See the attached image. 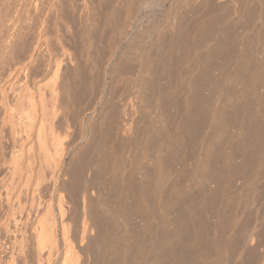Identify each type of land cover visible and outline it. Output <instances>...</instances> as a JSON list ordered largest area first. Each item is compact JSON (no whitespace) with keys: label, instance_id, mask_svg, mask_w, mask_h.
Instances as JSON below:
<instances>
[{"label":"bare ground","instance_id":"bare-ground-1","mask_svg":"<svg viewBox=\"0 0 264 264\" xmlns=\"http://www.w3.org/2000/svg\"><path fill=\"white\" fill-rule=\"evenodd\" d=\"M160 2V0L155 2V6L158 7V5H162ZM132 4L134 3L132 2ZM224 4H227V6L230 7V9L233 11L232 13H235L237 15V19L242 21V23L239 21V23L241 24L247 23L243 22V20L241 19L251 18L250 15L252 14H250V8H252V6H255V8L253 9L255 11L254 13L256 18L255 20L252 19L255 23L254 25L250 24V28L252 31L254 30L256 32L255 34L254 32H252L255 35L256 41H258L257 38L259 39V41L260 38L262 40L264 39V0H224L223 5ZM57 5L58 0H0V7L2 8H0V10H2V12H0L3 13H0V66L4 61L6 63L8 59L13 60V58L16 57V53L19 55L18 56L16 54L18 57L14 59V63L9 61L10 64H12L13 68L11 69L9 67V72H3V74L8 73L6 74L7 77L4 75L6 78L3 81L0 80V264H197L198 261H202L203 264H207V262H210L211 259H213V262H215L214 260L218 262V260L224 259V257L229 254V252L234 250H237L238 252L237 255H239V264H264V213L260 212L261 215L258 214L259 217H254V221H252V219L250 220L249 218V220L251 221L250 222L249 220L245 219L248 216H246L247 214L244 209L247 208L243 209V213H245L246 216L245 217L243 215L244 219L240 218L243 213H241L238 206L236 207L234 204L232 205L235 208H233V206L230 204L233 209L224 210L222 208L224 203L223 199L228 195V193L225 192V190L221 187L222 184L220 182L221 177H224L223 179L226 178L228 182L232 184V186L235 185L233 187V190L236 189L234 198L238 197L239 201H235L236 203L234 202L236 205H238L241 200L243 202H241L243 205L246 202V200L243 199L244 197L241 199V194L244 190L243 188L245 184H250V186H252L253 184L257 189H259L260 186L263 185L262 180H264V154L263 152H259V149L261 151L264 150V130H262L264 129L262 125L264 122L262 124L255 121H253L254 124L249 123V121L247 120V116L252 112L249 110L250 106L246 108L242 107L243 109L245 108V110L240 111V116H238V114L236 115L238 117L234 118L233 115H229L230 112L228 111L229 117L231 116L230 118L239 126V131H236L237 133L235 132L234 141H232L230 144L228 143L230 146L227 145L228 141L223 145H221L220 143L218 144V142H221L224 139L223 138L222 140H219L220 136L223 135V131L220 130L222 135H220V132L218 134L217 131L219 130L216 129L218 125H215L217 122L216 119H218L217 117L219 116V112L217 113V111H219V108L216 105V102L223 99L222 93L220 91L221 89L219 91L217 90L218 94L215 98H213L214 104L210 103L211 98L209 99L207 98V96L206 98L208 99L209 103L207 101L206 103L203 100L201 102V100L199 99L195 103V100L193 101V99H191L192 95L190 96V100L194 103H188L187 100L189 99V96L186 95V98H188L186 100V110L189 112V114H186V116L189 115L187 117L188 120L186 122L185 119L184 122L186 123L182 121V117H179L180 120L179 118L178 120L176 119L178 122H176L175 120V129L180 127L179 131L180 129H182L181 131H183L184 133L185 131H193L194 133L196 131V136H192L191 133H189L190 135L188 136V138L186 136V138L188 139L187 143L192 147L191 153L193 158V165L191 170H188L186 172L184 171L183 176L186 180L185 183H188L186 184V187L187 185L189 186L184 191L182 190L181 194L179 195V202H184L186 205L178 208L177 212L175 213L177 215H175L172 221H170L171 218L170 220H168L170 216L167 217L169 214L167 215L168 208L166 206L168 205V210H170L171 208L169 204L176 201L178 199V195L176 196L177 198L175 197V195H173L176 200L172 198L171 194V197H168L167 195L166 197L169 199L168 202L170 203L165 204L167 198L165 199V197H163L164 195L160 193V190L162 189L161 187V189H158L160 191L158 193L163 196L160 197L159 195V200L158 198H156V195H158V193L156 192L157 189L156 187H154L153 182L155 181V178H157V173L154 172V170L149 171L152 170L149 169L152 167H149V170H146L139 180L136 179L138 181L137 183L135 182L136 180H133L132 177L129 176V173L123 174L121 176H117L118 173H115L111 175V177H106L108 179L107 184L106 182H103V184H106V187L104 186L105 184L103 185L105 188H107V185L108 187L109 185L110 187L114 186L113 188H115L114 190L116 191L114 192L115 194L111 195V193H109L107 197L110 198V195H115V197L118 199V201L116 202L120 203L119 206H121V208H125L123 209V211L127 210L125 211V213L127 212L126 216L128 214L135 215L140 208L144 211V216L146 215V219L143 218V222L139 220L141 224L135 223L133 218L125 219L124 217L126 216L124 215V219H120V211H117L119 210V208L117 210H114L116 211V213H114L112 212L113 209L111 211L109 208H107V206H103V201L96 200L95 192L93 191V184H95L96 186L99 182L95 183L93 179L91 180V178L88 177V175L85 184H81V187H78V189H74L73 187L75 186L69 188V184L66 185L67 183L65 176L68 175L69 169L67 168L66 157L73 155L76 152L75 150L78 149V147L75 148L70 146V148L69 146H65L62 136H60L59 134L61 131L67 133L69 128L71 127L69 119L65 116V106H63V103L65 101H63L64 84L67 83L65 81L66 79L64 80V75L66 71L65 66L67 65L57 64L56 66L54 65V69L50 68L47 71L45 70L44 74L46 75V72L51 73V77L45 83V85L43 84L45 86L43 87V90L42 87H40V84H38L34 80V77L39 76L38 74L40 73L37 58L40 55V47H42L43 43L45 44L46 40V37L44 40L41 39L45 36V34L43 35V26L45 24L48 13L51 12L52 9L56 8ZM133 13H135V10ZM127 14H129V12ZM134 16L130 15L129 17L128 15L129 18L124 17V19H127V21H125L123 25L125 26L126 24V28H129L131 26L130 30L131 28H134L131 22ZM211 16L212 15H210V17ZM37 17H39V22L36 21L38 23V26H36L35 28V26L32 25ZM233 17H235V15ZM36 22H34V25L36 24ZM203 25L204 23L199 24L197 25L198 29L195 28L199 35L204 30ZM242 26H245V24ZM119 28H121V26ZM247 28H249V26ZM29 33L30 35L32 33L34 34L32 39L30 37L31 40H29V38L27 37ZM132 33V37H135L137 35H135V32ZM122 34L123 33H121V35ZM193 35H195V33H193ZM198 36L197 41L200 40L198 39ZM137 37L138 36H136L135 38L138 39ZM204 42L203 44H205L204 46H206L208 40L207 42ZM132 43L135 42L133 41ZM221 43H223V41ZM201 45L202 44H200L199 46ZM209 46H211V44H209ZM213 46H215V44ZM208 49H210V47ZM118 50L119 51L116 50L113 53L118 55L121 51V47ZM211 50L206 51L205 49L206 52H212ZM209 54L211 53H208V55ZM112 58H114V55ZM112 58L109 57L110 64H107V67H110V69L114 64V60ZM186 58L185 56H182L180 59L185 60ZM190 58L188 57V59H186L187 63H189L190 61L193 62V59ZM247 60L248 59H246V61ZM185 61L182 62L184 63ZM236 61L239 62V60ZM187 63L185 64L188 65ZM225 63L221 64L226 65L224 66L226 68L229 63ZM6 64L9 63L7 62ZM231 64L233 66L234 63ZM196 65L197 67H194L197 68V70L201 73L200 70L204 68L200 69L201 66L199 67L197 63ZM241 65V68L243 69L238 70H242L244 74H242L243 72L241 73L240 71V74H238L239 72L234 74L230 80L227 78L222 80L220 78L221 82L226 80L228 81V83H226L228 88V84L231 83L232 85L233 82L232 87L234 88H229L230 91L231 88L233 89V91H231L232 93L227 90L228 88L226 89L228 91L227 94H225L226 90L224 92L222 91L225 94L223 96H226L229 99H234L232 100L234 102L233 104H235L236 102L235 97L237 98L236 94L238 90H242L244 86H247V84H245L246 82L251 83V80L249 78L250 76L252 77L251 74L256 73V71L255 73H253V69L255 67L252 64L250 65L249 62ZM183 66L184 65H182V67ZM194 67L192 66L193 70ZM237 67L240 68L239 65H237ZM232 68L234 69V67ZM141 69H143V66ZM250 70L253 72L251 73ZM254 70H256V68ZM198 71L194 73V76ZM233 71L237 72V68ZM109 72L106 73L109 75ZM228 72L230 73V71ZM244 75H246V79H249L250 81H246V76ZM227 76H229L228 78H230V75ZM192 77L190 78L192 79ZM0 79L3 78L0 77ZM207 79L209 80V78ZM252 81L256 83L254 79H252ZM193 85L195 87V84ZM201 86L202 85H200V88ZM226 87H224V89ZM253 89L255 91V87H253ZM45 90L49 93L47 92L46 94ZM67 90L65 92H67ZM244 91L241 93H244ZM238 94L240 95L241 99H239L240 97L238 96L237 100H243L242 96L244 95L240 94V92ZM255 94L254 96L256 98L258 95L256 94V96ZM201 97L204 96H200V98ZM258 97L256 98V100H254L255 98L253 99L254 103L260 99V97ZM262 99L260 100L262 101ZM260 100L258 101L259 103ZM245 101L247 103V99ZM221 102L218 103L221 104ZM258 102H256V104ZM261 103L264 105L263 102ZM256 104L255 108L253 106V115L257 113V111H259V109L256 110L257 106L258 108L264 107L262 104ZM249 105H251L250 102ZM237 106L239 108L241 107V105L239 106V104ZM202 107H204L205 110H201ZM131 110L133 112V109H130V112L128 110L127 114L128 112L131 113ZM247 110L250 112L247 113ZM200 111H206L207 113L203 112V114ZM249 115L250 117L253 116L251 114ZM131 117L132 116H130L129 119ZM130 120H132V118ZM214 120H216V122ZM77 121L80 128L79 131H81L82 133H80L82 135L81 138L86 140L87 138H89L88 136L90 133V119L88 118V120H83V117H80L77 118ZM181 122H183L184 124H182ZM229 123H231V120ZM182 125H184L185 127H183ZM213 126L215 128H213ZM125 128L126 131L132 130V133H135L136 124L132 125L131 127L130 121L129 123H127V127L125 126ZM211 134L216 135L213 137H215L216 141L218 142H216L214 139L211 140ZM209 147L213 149V151L211 152L212 154H208L207 149ZM261 148H263V150ZM220 156H224V159H221V161L225 160L222 165H218L215 161L217 157L221 158ZM154 165L156 164H153V167ZM250 175L253 177L252 179L251 177H249V181L248 176ZM158 176L162 175H159L158 173ZM68 179H70L69 176ZM71 179H73V177ZM237 180H240L241 183ZM221 181L225 182V180ZM236 181L239 184H236ZM260 181L261 184H259ZM156 183L157 182H155V185ZM210 183H213V185L211 184L212 186H210ZM100 185H102V182L100 183ZM193 186L200 187L201 189V191L197 193L196 196L194 195L195 197H192V194H190L191 192H189L192 190ZM132 187H135L134 189L137 190L135 195L138 193V206H136L135 204L136 200L133 199V196L135 195H133L134 193ZM250 188L251 189L247 190H251L253 192L249 194L247 192V198L249 199L246 198L248 202H246V205L249 204V202H253L254 205L256 204L257 206V204H259L261 200L264 199L262 195L264 186H261V190L259 192H257V189L254 190L252 187ZM107 190L109 191V189ZM99 191L100 190L98 189V193H100ZM111 192H113V190ZM189 194L191 196H189ZM228 196H231V193ZM230 198L233 199V197ZM105 199L106 198H104V201ZM117 199H114V201ZM225 199V201H227V198ZM99 204H102L103 207H99ZM246 205L245 207H249ZM154 207L157 208V212L159 210V215L156 214V210H154ZM230 208L231 207L229 206V209ZM252 208L253 207H251V209ZM262 208L263 203L261 209ZM141 209L139 212H141ZM259 209L260 206L258 208L256 207L253 210L258 211ZM250 211H247L249 212L248 215H250ZM261 211L264 212V208ZM117 212L118 215H116ZM139 212L137 213L138 215L140 214ZM239 213L241 214L239 215ZM134 218L140 217L134 216ZM109 220L117 221L118 226L121 229L119 230L120 232H117L116 229L117 233L113 232L114 234H111L107 225V223L110 222ZM243 220H247L251 224L253 223L252 226L249 223L251 227H247L248 230H245L244 235L236 232L239 230H235V226L240 222L243 223ZM167 221H170L169 225H172L171 228L168 227L169 225ZM247 221H244V223H246ZM115 235L116 240L113 238V236ZM260 246L263 247L261 248ZM208 255L210 256V258H208Z\"/></svg>","mask_w":264,"mask_h":264},{"label":"rangeland","instance_id":"rangeland-1","mask_svg":"<svg viewBox=\"0 0 264 264\" xmlns=\"http://www.w3.org/2000/svg\"><path fill=\"white\" fill-rule=\"evenodd\" d=\"M157 1L158 0H58V5L56 8H54L56 10L52 9L53 11L51 10V12L48 13L45 24L43 26L44 28L43 35L45 34V36L42 37L41 39L44 40L46 37V40H45V44L44 43L43 45L41 44L42 47H40V52L42 54L39 52L40 55L37 58L38 67L40 68V73L38 70L39 76L37 77L35 76L34 80L38 84H40V87H42V90L44 89L43 87H45L44 86L45 83L51 77V73L46 72V75L44 74L45 70L47 71L50 68L54 69L57 64L67 65L65 66L66 71L64 75L65 77L64 80L66 79L65 81L67 83L64 82L65 84H64L63 101L64 100L65 101L63 103L64 104L63 106H65L64 107L66 110L65 116L66 118L69 119V122L71 123V127L69 128L67 133H64V131H61L59 134L60 136H62L65 146H69V147L71 146L75 148L78 147V149L75 150L76 152L73 155L66 157L67 168H69L68 175L65 176L66 183H67L66 185L69 184L68 185L69 188L75 186L73 188L78 189V187H81V184H85L87 180L86 178L88 175V177H90L91 180L93 179L95 183L99 182L96 186L95 184H93L94 185L93 191L95 192V196H96V198L95 197L94 198L96 200L103 201L104 202L103 206H107V208H109L111 211L113 209L112 212L114 213H116V211L114 210H117L119 208V210L117 211L118 212L120 211L119 212V215H121L120 219L126 216L127 212L125 213V211L127 210L123 211V209L125 208L124 207L121 208V206H119L120 203L116 202L118 201V199L115 197V195L111 196L112 194H115L114 192H116L114 190L115 188H113L114 186L110 187L109 185L108 187L107 185V188H105L106 184L108 183L107 178L111 177V175L115 173H118L117 176L118 175L121 176L123 174L129 173V176H131L133 180H136V179L139 180L142 174H144L146 170H149V169H152L149 171L154 170V172L157 173L156 175L157 178H155V181L153 180L154 187H156L157 193L161 191L160 193L164 195L163 196L160 193H158V195H156V198H158L159 200L160 199L158 197L159 195L160 197L161 196L165 197V199L167 198L166 197L167 195L168 197H171L172 195V198H174L173 195H175V197L178 195L177 200H176L177 197L174 198V200L178 202L176 201L172 202V203H175L176 205L168 202L169 200L168 198L166 199L167 201H165V204L170 203L169 205H170L171 211L168 210L169 206L168 205L166 206L168 208L167 209L168 213L167 211L166 213L167 215L169 214L167 217L170 216L168 219L170 220L171 218L170 221H172L175 215H177L175 213L177 212L178 208H181L182 206L186 205L184 202H179L180 201L179 195L181 194L182 190L184 191L189 186L187 185L186 187V184L188 183H185L186 180L184 179V176H183L184 171L186 172L188 170H191L192 165H193V158H192V153H191L192 147L187 143V140H188L187 138L190 135L189 133H191L192 136H196L195 134L196 131L195 133L193 131H190V132L185 131L184 133L183 131H181L182 129H180L179 131L180 127L176 128L177 129L176 131L175 124L176 122H178L177 120L179 117L183 118L182 120L183 122L185 121V119L187 122L188 120L187 117L189 115L186 116V114H189V112L186 110V105H187L186 100L189 98L187 102L188 103L192 102L190 100L191 95H192L191 99H193V101L195 100L194 101L195 103L196 101H198V99L201 100V102L202 100L205 102L206 101L208 102L207 98L209 99L211 98L210 103L214 104L213 98L216 97V95L218 94V91L221 89L220 91L222 93L223 99L221 98L222 100L221 99L220 100L223 102L218 101L219 103L221 102V104L216 102V105L219 108L218 109L219 111H217V113L219 112L218 113L219 116L217 117L219 120L216 119L217 122L216 120H214L216 124L214 122L213 123L215 125H218V127H216V129L219 130V131L216 130L218 134L220 130L223 131L222 132L223 135L221 134V132H220V135L224 137L219 135L220 136L219 140H222L223 138L224 139L221 141L222 142L221 143V142L216 141V138L213 137L216 135L211 134L210 136V138L212 137L211 140L214 139L216 142H218V144L220 143L221 145L225 144L227 141H228L227 145H229L232 141H234L235 132L239 131V126L230 118L232 115H233V118L240 116L241 114L240 111H244L245 108L249 106H250L249 110L252 112L249 113L250 111L247 110V113L253 115L256 102H258L260 99L263 98L262 101L260 100V103L258 102L256 105L262 104L261 102L264 103L263 101L264 100V97H263L264 96L263 94L264 92V56H263L264 55V39L262 40L260 38V41H262L260 42L259 39L257 38V40L259 41L258 43L254 35L256 32L254 30L252 31L250 28L251 27L250 24L254 25L255 23L252 20V19L255 20L256 18L255 13H254L255 11L253 9L255 8V6H252V8H250V14H252L250 15L251 18L241 19L243 20V22H247V23L241 24L242 21L237 19V15L235 13H232L233 11L230 9V7H228L227 4L223 5L224 0L223 2L222 0H217V1L216 0H207V1L206 0H192V1L191 0H163V1L160 0L161 1L160 3L162 5L160 6L158 5V7L155 6L154 4ZM132 2L134 4H132ZM144 6H146L147 8ZM134 10H135V13H133ZM0 11L2 12V10ZM128 12L129 14H127ZM128 15L129 17L130 15L132 16L135 15L131 20L132 26L134 27V28H131V30H130L131 26L129 28H126V24L125 26L123 25L125 21H127V19L125 20L124 17L126 18L128 17ZM210 15L212 16L210 17ZM234 15L236 17V21H235V17H233ZM39 17H37L38 19L36 18L34 22L36 21L39 22L38 21ZM201 20H202V23H204L203 25L204 30L199 35L196 29H198L197 25L202 24ZM239 21L241 23H239ZM34 22L32 26H35L36 28V26H38V23L36 22L37 25L36 24L34 25ZM135 22H136V25H135ZM244 24L245 26H242ZM120 26L122 29L119 28ZM248 26L250 29L247 28ZM216 29L218 32L216 31ZM132 32H135V35L137 34L136 36H138L137 37L138 39L135 38L136 36L135 37L133 36L134 38L132 37L133 35ZM252 32H254V34ZM121 33L123 34L121 35ZM193 33H195V35H193ZM196 33L201 37H199ZM31 35L30 33L27 35L29 40H31L34 36L33 33ZM197 36H198V39H200L198 40L199 42L197 41ZM133 41L135 43H132ZM202 41L207 42V45L204 46L205 44H203ZM222 41L224 43V46H223V43H221ZM198 44L199 45L202 44V45L199 46ZM209 44H211V46H209ZM214 44L215 46H213ZM207 46L208 48L210 47V49H208ZM120 47H121V51L119 52V54L118 55L114 54L113 52L116 50L119 51L118 49ZM213 47H216V48H213ZM205 49L206 51L211 50V49H213L214 51L211 50L212 52H206ZM194 53H197V54H194ZM208 53H211V54L208 55ZM16 54L15 56L18 57L19 55L17 54L18 55L17 56ZM113 55H114V58H112ZM182 56L183 57L185 56V58L187 57L186 59L192 56L190 59H193V62L190 61L189 63H187L186 59H185L186 61L181 60L180 58ZM207 56L209 57V59ZM109 57L114 60L113 62L114 64L112 65L111 69L110 67H107V64L108 63L110 64ZM15 58H13V60L8 59L7 62L9 64H6L7 62L5 63V61L1 64L0 69L2 70L0 71L2 72H0V77L3 79H0V80L3 81L7 77L6 74L8 73L3 74V72H9L10 71V69H8L9 67L11 69L13 68L10 62L14 63ZM202 58L204 60L206 59L207 62L206 60L204 61ZM246 59L248 60L246 61ZM236 60H239V62H237ZM182 61H185V62L183 63ZM191 62H192V65H191ZM225 62L229 63V65L231 63H234L233 66L232 64L230 65L234 67V69L230 67L228 64H227L228 66L226 67L227 68L226 69L224 67L226 65L221 64ZM247 62H249L250 65L252 64L256 68V70H254L255 68L253 69L254 72L251 70L250 72L255 73L256 71V73L251 74L253 77L252 78L250 76L249 78L251 80V83L246 82L250 80L249 79L247 80L246 79L247 76L244 75L246 76L245 84H247V86H244L242 90L241 89L238 90L236 94L237 98L235 97L236 102L235 104H233L234 102L232 100L234 99H229L226 96H223L227 94L228 92L227 90H229V92L233 91L232 89L234 88L232 87L233 82H232V85L231 83L228 84L229 88L232 87L230 91V89L228 88L226 84L228 83V81L226 80V81L221 82L220 78L222 80H224L225 78L230 80L234 74L238 72H239L238 74H240V71L242 73L243 71L242 70L239 71L238 69H243L241 68L242 66L241 64H245ZM4 63L6 64V67ZM185 63H187L188 65H186ZM196 63L198 64L199 67L201 66L200 69L204 68L202 69L203 71L200 70L201 73L197 70V68L194 67V66L197 67ZM182 65L184 66L182 67ZM237 65H239L240 68L237 67ZM142 66H143V69H141ZM192 66L194 67V70ZM235 67L237 68V72L233 71L236 69ZM196 71L198 72L194 76V73ZM228 71H230V73ZM106 72H109L110 74L108 75ZM242 74H244V72ZM227 75H230V78H228L229 76ZM190 77H192V79ZM207 78H209V80ZM251 78L254 79L256 83H254ZM252 82L254 83L255 86L253 85ZM193 84H195V87ZM200 85H202L203 87L201 86L200 88ZM213 86H215L216 89ZM224 87L226 88L224 89ZM253 87H255V91ZM66 90L67 92H65ZM222 91L223 92L225 91V94ZM243 91L244 93L247 91L246 92L247 95L246 93L245 95L244 93H241ZM47 92L48 91H46V94ZM239 92L240 94L244 95L242 96L243 100H237L238 96L240 97V95L238 94ZM255 93L260 97V99L254 103V100H256V98L258 97ZM254 94L257 96L256 98ZM186 95L189 97L186 98L187 97ZM193 96L195 99L193 98ZM200 96H204V97L200 98ZM239 99H241V97ZM246 99H247V103L245 101ZM251 100L254 105L251 103ZM242 101H245V102H242ZM248 101L250 102L251 105H249ZM194 102H192V104ZM183 104L185 105V107ZM238 104L239 106L241 105L240 108L237 106ZM234 107H238L239 109L234 108ZM242 107H245V108L243 109ZM130 109H133V112L131 110V113H129ZM257 109H259V111H257V113L254 114L255 116L253 115L250 117L249 114L247 116V120L249 121L250 124H254L253 121L258 122L260 124L264 122V107L258 108L257 106L256 110ZM128 110H129L128 112L129 115L127 114ZM201 110H205V108L202 107ZM200 112L207 113L206 111H200ZM228 113L229 115H231L230 117ZM127 115H128V118H127ZM79 116L83 117V120H88V118L90 119L89 121L90 133L88 136L89 138L86 139L87 141L81 138L82 133L81 131H79L80 128H79L78 121H77V118H80ZM130 116H132L131 117L132 120H130L131 118L129 119ZM230 120H231V123H229ZM130 121H131V127L132 125L136 124L135 129L137 131L135 130V133H132V130H129V131L127 130L128 132L126 131L125 126L127 127V123H129ZM84 122H87V121H84ZM183 122L181 123L182 124L186 123V122L184 123ZM262 125L264 127V123ZM182 126L185 127L184 125ZM214 126L213 128H215ZM224 130L227 132V134ZM226 136L229 140L226 138ZM138 146H141V147H138ZM263 148L261 149L263 150ZM210 149L211 147L207 149L208 154H212L211 152L213 151V149L211 150ZM259 152H263L264 154V150L261 151L259 149ZM220 157L221 158L217 157V159H215L218 165H222L225 161V160L221 161V159H224V156H220ZM153 164H156V165H154L153 167ZM149 167H152V168H149ZM158 173L159 175L161 174L162 176H158ZM70 174H73V175H70ZM68 176L70 179H68ZM72 177L73 179L75 178L74 181L73 179H71ZM249 177H251L252 179L253 176L251 175L248 176V179ZM223 178L224 177H221L220 179V182L222 184L221 187L225 190V192L228 193V195L231 193V196H228L226 194L228 197L226 196L225 198H227V201L229 200L228 202L225 201L226 200L225 198L223 199L224 203L222 201L223 206L222 204L221 206L224 210H231L235 208L232 204H234L236 207L238 206L241 213H243L244 208H247L244 210L246 211V214H247L246 216L248 217L245 216V213H243L241 217L240 216L239 217L241 219L242 218L244 219L243 217L244 215L246 217L245 219L249 220L250 218V220L252 219V221H254L253 220L254 217H257L258 214L261 215V213H264L263 211H261L264 208V202H263L264 199L261 200V202L257 204V206L256 204L254 205L253 202L252 203L249 202V204L246 205L247 199H249L247 198V195L253 192L251 190L248 191L249 189H251L250 187H252L254 190L257 189L253 184L252 186H250V184L249 185L245 184L243 188L244 189L243 192L245 191L244 192L245 194L242 192L241 199L244 197L243 199H245L246 202L243 205L242 204L243 202L241 200L242 203L240 202L238 205H236L235 201L237 202L239 201H238L237 195H236L237 198H234L236 189L234 188L235 190H233V187L235 185L232 186V184H230L226 178L225 179ZM221 180H225V182ZM237 181L239 182L240 180H237ZM237 181L235 183L239 184ZM101 182H102V185H100ZM103 182H106V184L104 183L105 184L104 185ZM135 182L137 183L138 181L136 180ZM155 182L157 183L159 182L158 184L156 183L157 186L155 185ZM262 182H263L262 183L263 185L261 186H264V180H262ZM224 183H225V186H224ZM211 184L213 185V183H210V186H212ZM259 184H261V181L259 182ZM158 185L159 186L161 185V186L159 187ZM261 186L259 189H257V192L261 190ZM100 187L101 188L103 187L102 192H101ZM134 188L135 187H132L133 193H134L133 195H135L137 191ZM98 189L100 190L99 192L101 193V196H100V193H98ZM107 189H109V191ZM158 189H161V190L159 191ZM112 190L113 192H111ZM200 191H201L200 187L193 186L192 190L189 192H191L190 194H192V197H195L197 193H199ZM109 193H111L110 198L107 197ZM190 194L189 196H191ZM137 195L138 193L135 196H133V199L136 200L135 201L136 206H138L137 202L139 201ZM262 195L264 198V191L262 192ZM230 197H233V199ZM104 198H106L105 201H104ZM114 199H117V200L114 201ZM262 203H263V208L261 209ZM227 204L231 207L230 209ZM230 204L233 206V208ZM245 205L249 207H245ZM98 206L103 207L102 204H99ZM259 206H260V209L258 211L253 210L256 207L258 208ZM251 207L253 208L251 209ZM140 209L138 210V212L140 211ZM156 209L157 208H155L154 210ZM142 211L143 210L141 209V212ZM247 211H250V215H248L249 212ZM118 212L116 215H118ZM141 212H139L140 213L139 215L136 212H135L136 213L135 215L128 214L124 218L125 219L133 218L135 223L141 224L140 221L143 222V218L146 219V215L144 216L145 214L144 211L142 212V216H141ZM155 212L157 215H159L158 214L159 210L158 212L157 210ZM241 213H239V215ZM134 216L140 217V218H134ZM247 220H243V223L244 221H247ZM109 221L110 222H108L107 225H108V228L111 234H114L116 232V229H117V232H120L119 230L121 229L119 228L117 221L116 220H109ZM170 221H167L168 225L170 224ZM249 221H247L244 224L242 222L239 223L240 225L237 224L235 226V230H239V231H236V232L244 235L245 230L246 229L248 230L247 227L250 228L253 224V223L251 224L250 223L251 221L250 222ZM249 223L251 224V226ZM171 226L172 225H169L168 227L171 228ZM113 238L115 239L116 235L113 236ZM240 247H241V244H240ZM260 247L262 248L263 246H260ZM235 251H236V254H235ZM237 254H238L237 250H234V251L229 252V254H227L224 257V259L218 260V262H216V260H214L215 262H213V259H211L212 262L208 261L207 264H213V263L214 264H217V263L219 264H239L240 263L239 257H238L239 255ZM208 258H210V256ZM197 264H203V263L202 261L201 262L198 261Z\"/></svg>","mask_w":264,"mask_h":264}]
</instances>
